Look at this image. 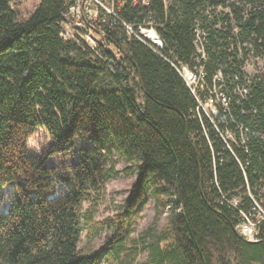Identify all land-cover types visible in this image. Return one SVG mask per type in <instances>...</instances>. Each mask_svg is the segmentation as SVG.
<instances>
[{
  "label": "trees",
  "instance_id": "trees-1",
  "mask_svg": "<svg viewBox=\"0 0 264 264\" xmlns=\"http://www.w3.org/2000/svg\"><path fill=\"white\" fill-rule=\"evenodd\" d=\"M13 1L0 0V189L9 182L24 188L0 212V264H100L103 258L113 264H264V239L239 238L236 210L214 202L210 153L190 115L195 102L172 65H192L200 31L208 75L220 69L248 87L246 98L230 106L234 120L249 129L245 144L233 147L241 167L211 131L223 160L216 172L227 189L244 184V172L254 197L264 200L258 137L264 66L258 73L242 69L249 58L264 62V0H145L135 7L126 1L118 18L107 20L100 56L64 31L68 0H38L24 20ZM150 15L160 49L128 36L122 24L134 26ZM38 127L52 143L34 156L27 140ZM77 141L83 144L78 161L58 176L47 157ZM113 151L135 179L114 214L98 223L99 193L120 174ZM54 176L66 192L53 195ZM149 198L154 222L166 207L168 221L131 238ZM82 222L109 231L98 251L78 247ZM143 253L146 260L138 262Z\"/></svg>",
  "mask_w": 264,
  "mask_h": 264
},
{
  "label": "built area",
  "instance_id": "built-area-1",
  "mask_svg": "<svg viewBox=\"0 0 264 264\" xmlns=\"http://www.w3.org/2000/svg\"><path fill=\"white\" fill-rule=\"evenodd\" d=\"M126 1H129L131 6L134 7L140 2H145V0H68V20L62 22V25L66 27L65 32L74 42L83 41L93 52L100 56L98 47L105 45L104 27L107 20L118 18V12L123 9ZM152 17L154 16L150 15L148 19H143L140 23L134 25L138 28L139 33L133 30V25L124 22L122 24L128 36H134L141 42L155 49H160L163 43L156 31L158 24L155 23ZM142 30L148 34H143ZM149 34L154 36L150 37ZM193 45L195 53L191 66L181 63L172 65L195 102L190 115L199 124L200 129L197 136L202 138L210 153L212 181L218 194L214 202L221 207L225 206L236 210L234 231L239 238L247 242H257L264 239V200L254 197L244 172V184L231 189L221 187L217 179L216 167L218 160L220 163L223 160L216 155L211 136L212 131L213 135L222 141L231 156L238 162L233 147L245 144L247 140L245 135L249 133V129L234 120L230 106L233 102L239 105L238 101L246 98L249 89L237 76L227 78L220 69L212 75H208L205 66L207 58L200 31H196ZM263 66L264 62L262 60L257 59L254 63L249 58L242 69L247 74L258 73ZM226 114L234 123L233 128L225 126L224 116ZM258 137L264 143V130L258 132ZM189 138L193 139L191 135ZM239 165L241 167L240 163ZM260 190L261 193L264 191V185ZM244 195L248 198L246 203Z\"/></svg>",
  "mask_w": 264,
  "mask_h": 264
},
{
  "label": "rangeland",
  "instance_id": "rangeland-1",
  "mask_svg": "<svg viewBox=\"0 0 264 264\" xmlns=\"http://www.w3.org/2000/svg\"><path fill=\"white\" fill-rule=\"evenodd\" d=\"M37 3L38 0H14L12 8L16 10L18 19L24 20L29 17ZM62 27L65 31V25H62ZM137 33H139L138 28ZM112 50L114 49L112 48ZM114 54L118 56V53L115 52ZM139 96L141 97L140 93ZM51 143L52 138L49 137L45 129L38 127L27 140L28 153L34 156H41L50 147ZM81 146H83L82 142L77 141L72 149L49 155L46 160V165L54 167L58 176L66 174L69 170V166L78 161L79 149ZM86 147H89V145H86ZM112 156L115 160V168L120 171V174L116 178H109L106 181L103 190L99 193V205L94 217V221L98 223L104 222L106 218L114 214L116 207L126 198L128 190L135 179V174H131L129 170L125 169V163L116 151L112 152ZM52 179L55 181V193L53 195H60L66 192V184L59 182L58 177L56 176ZM23 188V185L22 188H20L17 183L9 182L0 189V212L7 211L11 201H14L15 198L19 199L20 194L22 193L21 189ZM92 197H95V194H93ZM88 207L89 202L83 203V211H85ZM169 213V208L166 207L163 210L160 219L157 222H154L155 211L153 207V200L149 198L140 213L137 223L134 226L133 232L130 235L131 238H137L139 233L149 227L157 230L162 229L168 221ZM82 226L83 229L78 247L88 253L98 251L104 243L106 236L108 235L107 232L109 231L104 229H97V231H95L96 229L90 230L84 222H82ZM100 226L101 225H97L96 227ZM144 260H146V253H143L137 259L138 262H142ZM100 264L113 263L104 261L103 258ZM233 264L236 263L233 262Z\"/></svg>",
  "mask_w": 264,
  "mask_h": 264
},
{
  "label": "water",
  "instance_id": "water-1",
  "mask_svg": "<svg viewBox=\"0 0 264 264\" xmlns=\"http://www.w3.org/2000/svg\"><path fill=\"white\" fill-rule=\"evenodd\" d=\"M186 135H187V137L190 136V135H189V132L187 131V129H186ZM199 173H200V169H199ZM245 242H247V241H245ZM248 243H250V242H248Z\"/></svg>",
  "mask_w": 264,
  "mask_h": 264
},
{
  "label": "bare ground",
  "instance_id": "bare-ground-1",
  "mask_svg": "<svg viewBox=\"0 0 264 264\" xmlns=\"http://www.w3.org/2000/svg\"><path fill=\"white\" fill-rule=\"evenodd\" d=\"M142 33H143V34H148V33H145V31H143V30H142ZM148 36L153 37L154 35L149 34ZM262 75H263V74H262Z\"/></svg>",
  "mask_w": 264,
  "mask_h": 264
}]
</instances>
